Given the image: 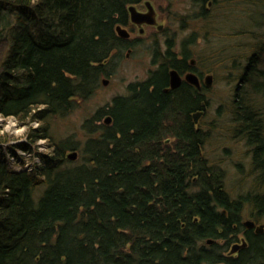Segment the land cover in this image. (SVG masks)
Here are the masks:
<instances>
[{"label": "trees", "instance_id": "16d2710c", "mask_svg": "<svg viewBox=\"0 0 264 264\" xmlns=\"http://www.w3.org/2000/svg\"><path fill=\"white\" fill-rule=\"evenodd\" d=\"M140 1L0 0V117L40 123L29 143L0 130V264H264V231L244 226L264 225V91L232 100L252 152L249 190L236 197L203 155L195 104L162 91L165 67L86 118L84 139L48 132L113 73L116 28ZM40 139L50 153H35ZM18 151L39 161L16 171L8 155L24 166Z\"/></svg>", "mask_w": 264, "mask_h": 264}, {"label": "rangeland", "instance_id": "374dc122", "mask_svg": "<svg viewBox=\"0 0 264 264\" xmlns=\"http://www.w3.org/2000/svg\"><path fill=\"white\" fill-rule=\"evenodd\" d=\"M247 1L219 0L215 12H218L221 23L215 27L212 25L205 26V29L201 28L200 32V37L204 36V47L209 44V49H212V45L217 46L221 57L220 64H217L216 68L213 69L217 76L212 93L215 104L210 107L209 115L201 123L204 129L209 130L207 140L203 146V155L210 164L217 165L225 171L226 189L232 197L248 191L252 181V175L250 174L251 148L246 144L244 137L236 132L239 124L234 119L235 114L232 104L236 86L239 85L240 72L245 69L249 57L258 49L257 41H252L251 37L246 38L244 34L252 32L254 34H264V16L261 17L263 24L258 23V19H255L257 15H260L257 10L264 13V0H251V8L245 4ZM153 3L160 7L157 17L158 24L176 29H179L178 20L182 14L193 9V0H156ZM167 15H172V22L167 19ZM248 17L250 18L248 19ZM198 27L199 25L193 29ZM136 35H139V33ZM145 37H148L147 33ZM206 49L208 50V48ZM148 52L147 44H144L129 59L124 56L118 58L111 78L108 77L109 84L107 86L101 84L95 95L87 102H80L72 115L57 119L49 125L48 132L50 136H53L57 142L65 140L74 133H77L76 137L78 139H84L85 134L80 127L86 118H89L97 109L110 103L114 97L126 95L129 84L145 80L148 77V72L152 67ZM258 67L260 69L264 68V53ZM260 99L262 100V97ZM219 107L220 114L218 115L216 110ZM39 126V122L24 123L14 117H0L1 133L10 136L11 144L29 141L28 132H30V129ZM51 143V139L38 140L33 147L35 153H50ZM17 153L24 157V165L25 167L28 166V169L39 161L36 154L31 155L28 153L24 156L22 151ZM11 167H13V164ZM249 220L251 219L246 217L244 223Z\"/></svg>", "mask_w": 264, "mask_h": 264}, {"label": "flooded vegetation", "instance_id": "af4514ba", "mask_svg": "<svg viewBox=\"0 0 264 264\" xmlns=\"http://www.w3.org/2000/svg\"><path fill=\"white\" fill-rule=\"evenodd\" d=\"M153 1L155 2L156 0H142L127 8L128 13L126 16V22L119 24L118 26H121L128 33V37H120L117 33L123 46L120 50H116L114 53L116 55L119 54L120 58L124 56L129 59L138 48H142L144 44H147L149 49L148 57H150L149 59L152 67L150 68L146 79L151 76L157 78V75H160L161 70L165 67L168 81L166 82V86H163L162 91L164 93H172L175 98L180 95L181 97H185L184 99L187 103L192 102L195 104L193 109L187 111L188 116L193 121L195 130L200 132L202 136H208L209 130L204 129L201 123L209 115L210 107L215 104L212 93L215 88L214 86L217 76L213 69L216 68L217 64H220L221 57L217 46L215 47V45H212V49H209L210 44L207 45V47H204V36L200 37V32L201 28L205 29V26L212 25L215 27L221 23V18L218 16V12H215V10L217 11L219 0H193V9L182 14L178 20L179 29L171 28L170 26L165 27V25L160 23L158 24L157 17L160 7L154 5ZM251 2V0H248L245 4L251 8ZM131 6H134L137 12L142 15L148 14L150 7L153 8L156 12L158 25L147 23L138 24L133 22L129 11ZM257 13L260 15H257L255 19H258V23L260 22V24H263L261 17L262 15L264 16V13L261 10H257ZM171 17L172 15H167V19H170V22H172ZM249 18L250 17H248V19ZM197 25H199V27L193 29ZM159 26H161V28H159ZM137 33H139V35L135 36ZM146 33L148 34V37H145ZM244 36H246V38L251 37L252 41H257L256 45L258 48L262 47L264 34H254L252 32L250 34H244ZM211 43L213 44L214 42ZM206 48H208V50ZM263 53L264 52L257 51L249 57V61L247 62L246 67H244L247 69V72H245V69L243 70L244 77H240L239 85L236 86V92L234 95L236 103L240 102V98L247 93L253 97V90L255 88L261 92L264 91V68L260 69L258 67V63H260ZM252 69L254 70L250 77ZM172 71H176L180 78V85L175 89L171 88ZM111 75L108 77L111 78ZM108 77H103L102 84L103 80H108ZM245 77H250L253 84L250 82L244 84L246 81ZM131 84H129V86ZM262 95L264 94L262 93ZM258 99L259 96L257 97V101H260V99ZM216 113L218 115L220 114V107L216 110ZM236 121H238V117L236 118ZM250 153L251 158L252 152ZM252 229H255L257 233L256 227ZM240 242L241 238L237 243Z\"/></svg>", "mask_w": 264, "mask_h": 264}, {"label": "water", "instance_id": "95a60500", "mask_svg": "<svg viewBox=\"0 0 264 264\" xmlns=\"http://www.w3.org/2000/svg\"><path fill=\"white\" fill-rule=\"evenodd\" d=\"M149 4V3H148ZM151 9V10H150ZM148 14L142 15L140 13L137 12L136 8L134 6H131L129 8V11L131 13V19L133 22L138 23V24H143V23H147V24H152V25H158L157 24V20H156V12L153 8L150 7ZM159 28H161V26H159ZM117 33L120 37H128V33L121 27L118 26L116 28ZM191 79V77H190ZM109 84V80H103V85L107 86ZM180 85V78L178 76V74L176 73V71H172L171 72V88L175 89ZM112 121V118L110 116H108L105 119V123L106 124H110ZM79 154L77 151H71L69 153H67L66 158L69 161H76L78 160ZM244 226L248 229H252L256 227L257 233H262L264 231V225H258L256 226V223L252 220H249L247 222L244 223ZM209 243H212V240L209 241ZM247 246V240L246 239H242V243L241 244H234L231 248L230 254H236L237 252H239L241 249L245 248ZM218 264H224V263H218Z\"/></svg>", "mask_w": 264, "mask_h": 264}, {"label": "bare ground", "instance_id": "6f19581e", "mask_svg": "<svg viewBox=\"0 0 264 264\" xmlns=\"http://www.w3.org/2000/svg\"><path fill=\"white\" fill-rule=\"evenodd\" d=\"M10 144H11V140H10ZM12 145H14V144H12ZM26 154H28V153H25V152H24V156H26Z\"/></svg>", "mask_w": 264, "mask_h": 264}]
</instances>
